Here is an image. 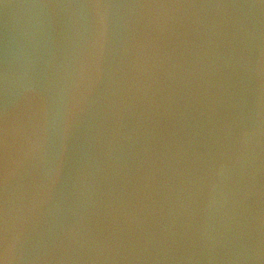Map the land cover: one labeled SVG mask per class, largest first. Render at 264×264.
<instances>
[{
    "label": "water",
    "instance_id": "water-1",
    "mask_svg": "<svg viewBox=\"0 0 264 264\" xmlns=\"http://www.w3.org/2000/svg\"><path fill=\"white\" fill-rule=\"evenodd\" d=\"M0 264H264V0H0Z\"/></svg>",
    "mask_w": 264,
    "mask_h": 264
}]
</instances>
